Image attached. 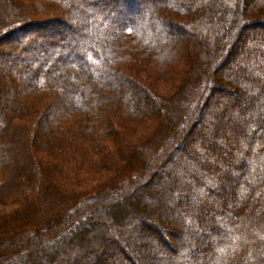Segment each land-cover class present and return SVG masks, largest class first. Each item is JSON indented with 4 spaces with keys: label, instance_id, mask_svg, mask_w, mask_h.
<instances>
[{
    "label": "trees",
    "instance_id": "16d2710c",
    "mask_svg": "<svg viewBox=\"0 0 264 264\" xmlns=\"http://www.w3.org/2000/svg\"><path fill=\"white\" fill-rule=\"evenodd\" d=\"M124 1L0 0V263L264 264V0Z\"/></svg>",
    "mask_w": 264,
    "mask_h": 264
},
{
    "label": "rangeland",
    "instance_id": "374dc122",
    "mask_svg": "<svg viewBox=\"0 0 264 264\" xmlns=\"http://www.w3.org/2000/svg\"><path fill=\"white\" fill-rule=\"evenodd\" d=\"M134 2H132L131 4V8L129 10L127 9H123V6H121L120 2H116V3H112V2H109V6L112 7L113 9H115L116 11H118L119 13H121V16L125 17V18H132V19H136L138 18L139 16H141L142 14H144L145 12V8H146V5H147V2L149 1H153V0H134ZM126 2L128 5H129V2L128 0L124 1ZM154 2V1H153ZM261 23H264V21H259L258 24H251L250 26L254 27V31H257L259 33H264V24H261ZM51 26H55L54 28L52 29H49L48 28H45L41 31H36V30H32L31 27L29 28H25L23 29V31L21 30L20 32L17 31V33H11L8 37L9 38H5V42L7 43H11V42H14L15 40H19L21 39L22 37H25V36H28L30 38H33L35 37L36 35L38 34H41L42 31H47L51 37H54V34H50V33H53L55 32V30H59L60 29V25H51ZM240 28H241V25H238ZM73 29H75V26L73 27ZM243 29V27H242ZM11 30L7 31V32H10ZM36 31V32H35ZM50 31V32H49ZM16 32V31H15ZM62 34L61 35H65V33L61 32ZM144 80V82H146L148 84L147 81H145V79H142ZM197 119L200 120V115L197 116L196 118V122H194V124L197 126L198 122H197ZM141 127V126H140ZM139 130H141L139 128ZM170 160V159H169ZM168 160V161H169ZM166 162V164H162V166H160L159 168H161L160 172H159V168L157 171H153L152 174H150L152 176V180H153V183H151V185H153V190H155V193L156 195L158 194H161L163 193V191L160 190V187L162 185V183L164 182V177H168L170 176V172L172 170V168L170 167V162H173V161H176L175 159H171V161L169 162ZM22 179V178H21ZM151 198H155V196H152ZM132 201L130 202H125L124 204H122L121 206H105L103 205L102 208H100L99 206L97 208H99L102 212H104V214L109 218V220L112 222V225L113 227H118L119 223H122L123 221H126L129 217H130V214L131 212L127 209L128 206H132ZM175 203V201L172 202V204ZM142 213V211H141ZM93 226L96 227V224H94ZM159 229H161V231L163 232L162 233V236L164 237V241L166 242V245H168L169 247H174L176 246V239L172 236V234H174V231H172L173 229L169 226H166L164 224H161L159 227ZM157 228V229H158ZM100 230V229H99ZM81 232V231H80ZM78 232V234H72L69 233L68 234H62L54 243L50 242V243H47L46 247H47V255H50L51 257L54 255V256H58L61 249L63 248V244L65 246V242L66 240L70 239V238H74L76 239L77 237H82L84 236V234L81 232ZM98 233H100V238H103V237H107L108 236V232L105 231L104 229L100 230ZM97 233V235H98ZM88 234H90L88 232ZM118 235V238H121V236L119 235V233H117ZM70 236V237H69ZM122 241V240H121ZM154 243L153 241L151 242V244ZM155 248H156V245H155ZM156 252H154L155 254H157L158 252H161L162 253L164 252L166 254V249L165 248H160L159 246V250H155ZM46 252V251H45ZM140 256V255H139ZM136 264H145L144 261L138 259L137 261L135 260ZM0 264H8V262L6 263H0ZM159 264H163V260L159 262Z\"/></svg>",
    "mask_w": 264,
    "mask_h": 264
}]
</instances>
